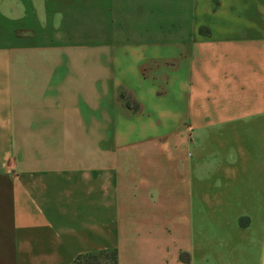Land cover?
<instances>
[{"label":"crops","instance_id":"crops-1","mask_svg":"<svg viewBox=\"0 0 264 264\" xmlns=\"http://www.w3.org/2000/svg\"><path fill=\"white\" fill-rule=\"evenodd\" d=\"M107 249L264 264V0H0V264Z\"/></svg>","mask_w":264,"mask_h":264},{"label":"rangeland","instance_id":"rangeland-1","mask_svg":"<svg viewBox=\"0 0 264 264\" xmlns=\"http://www.w3.org/2000/svg\"><path fill=\"white\" fill-rule=\"evenodd\" d=\"M123 97V96H122ZM128 106H135L131 101H126ZM114 249L102 250L97 253H93V257H87L86 255L81 256L75 264H112V251Z\"/></svg>","mask_w":264,"mask_h":264},{"label":"trees","instance_id":"trees-1","mask_svg":"<svg viewBox=\"0 0 264 264\" xmlns=\"http://www.w3.org/2000/svg\"><path fill=\"white\" fill-rule=\"evenodd\" d=\"M83 255H86L87 257H93V253H86V254H82V255H79L77 258H76V260L74 261V263L73 264H75V262L77 261V260H79L80 258H81V256H83ZM112 264H117V253H116V250H113L112 251Z\"/></svg>","mask_w":264,"mask_h":264}]
</instances>
